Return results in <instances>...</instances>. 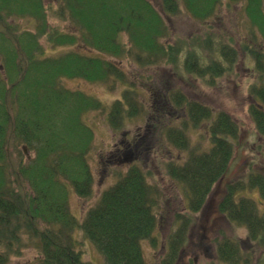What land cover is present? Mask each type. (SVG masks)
<instances>
[{
  "label": "trees",
  "instance_id": "obj_1",
  "mask_svg": "<svg viewBox=\"0 0 264 264\" xmlns=\"http://www.w3.org/2000/svg\"><path fill=\"white\" fill-rule=\"evenodd\" d=\"M224 1L241 4L252 25L249 41L240 47L253 57L256 64L251 68L259 74L249 87V113L257 135L264 138V0ZM59 4L47 11L44 0H0V264H11L28 240L43 255L41 264H94L82 250L88 241L106 264H147L143 244L156 248L160 242L163 221L156 208L163 191L152 183L156 175L143 160L157 163L164 152L171 159H161L162 165L181 184L186 201L184 209L174 213L175 228L165 239L161 260L175 264L195 223L192 215L203 208L232 166L241 127L228 112L216 111L173 85L163 94L162 105H152L151 113L142 96L150 87L129 81L123 64L129 58L141 68L171 65L182 77L193 75L216 85L219 78L234 73L239 62L236 40L208 24L223 0H59ZM35 6L37 14L30 11ZM185 13L207 31L165 43L171 33L169 19ZM17 17L30 18L28 27L12 22ZM50 17L69 18L75 28L54 27ZM43 37L51 50L41 43ZM52 48L66 50L52 56L47 54ZM67 78L103 84L109 93L124 88L121 97L106 102L65 86ZM97 110L106 111L102 115L115 130L147 113L151 139L139 132L133 142L129 140L128 146L140 147V158L132 164L126 151H115L116 157L112 154L102 162L116 163L118 178L80 219L70 205V188L84 196L93 191L88 159L94 129L85 118ZM204 123L207 133L200 134L209 145L200 151L193 147L189 130H199ZM127 145L121 144L120 151ZM244 145L247 149L248 141ZM173 150L188 154L181 161L172 158ZM248 161L256 164L254 157ZM250 172L226 186L218 210L230 222L245 226L248 240L264 245V211L252 197L257 192L264 199V171ZM246 189L257 190L247 196ZM80 231L84 242L76 236ZM216 240V261L206 264H252L254 254L239 238L220 231Z\"/></svg>",
  "mask_w": 264,
  "mask_h": 264
},
{
  "label": "rangeland",
  "instance_id": "obj_2",
  "mask_svg": "<svg viewBox=\"0 0 264 264\" xmlns=\"http://www.w3.org/2000/svg\"><path fill=\"white\" fill-rule=\"evenodd\" d=\"M44 4L47 11H49L48 7L50 6H60L59 0H44ZM30 11L37 14L36 6L31 7ZM29 19L17 17L13 21L11 18L12 22H18L25 28L28 27ZM48 21L54 27L63 29L64 31H72L75 28L69 18L59 19V17H50ZM208 24L213 27L214 32L227 37H233L236 40L235 46L239 49V62L236 64L234 73L219 78L216 85H207L193 75L182 77L172 69L171 65L165 66L164 64L141 68L132 59L127 58L123 64V68L127 76H129V81L132 83L136 82L139 88L143 82L150 87L149 92L144 88L145 90L142 91V96L144 95L143 101L147 107H150L151 113H154L152 105H162L163 94L167 92L168 85H173V87H179L184 90L190 98L199 100L216 111L228 112L241 127L239 144L234 153L232 166L229 172L215 184L203 208L192 215L195 223L187 234V243L175 264H206L211 261H216L215 242L220 237V231L226 232L231 237L239 238L247 248L245 249L253 252L254 260L252 264H264V245L248 240L247 228L230 222L227 216L218 210V204L226 194L227 185L229 186L230 183L237 181L240 177H248V174L251 173L250 171H264V138L257 135L254 122L249 113V104L252 101L249 87L251 83L256 81L259 74L252 69L254 64H256L253 57L240 47L241 42L246 43L249 41L252 25L247 20L241 4H228L224 0L218 15L208 21ZM169 26L171 33L167 38H164L163 41L165 43H174L179 37H192L206 29L186 13L171 17L169 19ZM40 40L47 48L46 39L43 37ZM125 41L128 45L127 37ZM47 49L51 50L49 47ZM65 50L66 48H58L57 50L47 51V54L55 56L58 55L57 53ZM63 83L70 89L93 95L106 102H111L114 97H121L123 92L122 88H124L120 86L116 91L109 93L107 86L81 78H67L63 80ZM127 87L129 88V85ZM97 111L88 114L85 118L87 124L94 129V143L88 159L95 178L93 191L89 196H84L78 194L73 187L70 188V205L80 219H83L89 209L98 203L102 192L113 185L118 178L117 173L119 169H117L118 167L116 168V163L113 164L110 162L108 165H104L102 162L111 158L110 156L112 154L116 157L115 151H119L120 154L126 151L129 156V159L126 160L129 164H132L135 157L140 158V147L134 148L133 145L128 146L127 143L129 140L133 142L139 132L145 135L146 139L151 137L148 132L151 122L147 113L141 116L135 115L137 117L126 120L121 127L115 130L111 123L106 120L105 116L102 115L106 111ZM176 114L178 113H174V116ZM207 130V123H204V126H201L199 130H189V133L193 137L192 145L194 148L197 147L200 151L207 149L209 144L204 142L203 136L200 134L201 132L206 135ZM150 132L152 133V130ZM138 139H140V135ZM150 139L148 140L150 141ZM246 141H248L247 149L244 145ZM121 144L127 146L126 148L123 146V150L120 151L119 146ZM166 153L164 152V155ZM187 154V151L173 150L172 158L176 157L182 161ZM164 155H160V159L156 160L158 161L157 163L152 161V159L148 161L143 160V164L145 166L150 165L153 174L156 175L154 178H151L152 183L159 185L163 191V198L159 207L156 208L159 218L163 221V224L160 223L161 226L158 230L160 242L156 248H153L148 242L143 244L147 264H161L162 257L165 254V239L170 231L175 228L174 213L178 210H183L186 202L182 199V192L180 191L181 184L171 179L167 175L164 165H162L163 161L161 159H171L169 154H166L165 157ZM249 157H254L256 164H251L248 161ZM254 190L257 189H250L249 191L247 189L243 190V195L250 196ZM252 197L258 201L260 209L264 211V199L257 192H253ZM76 236L80 241L84 242L81 231L76 232ZM24 244L21 254L19 251V255H14L11 258V264H41L43 255L35 245H32L35 243L28 240ZM82 250L87 260L92 259L91 261L94 264H106L104 256L101 255L102 253L90 241L82 244Z\"/></svg>",
  "mask_w": 264,
  "mask_h": 264
}]
</instances>
